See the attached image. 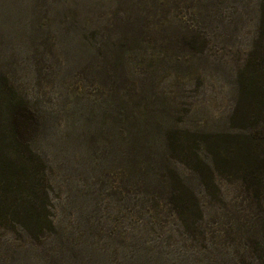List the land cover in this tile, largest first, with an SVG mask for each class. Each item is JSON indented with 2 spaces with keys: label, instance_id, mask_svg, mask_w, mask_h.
I'll use <instances>...</instances> for the list:
<instances>
[{
  "label": "rangeland",
  "instance_id": "rangeland-1",
  "mask_svg": "<svg viewBox=\"0 0 264 264\" xmlns=\"http://www.w3.org/2000/svg\"><path fill=\"white\" fill-rule=\"evenodd\" d=\"M261 4L0 0V79L39 115L57 227L0 230V264H264V178L230 164L237 143L264 157V115L249 118L238 90ZM177 186L181 214L167 204Z\"/></svg>",
  "mask_w": 264,
  "mask_h": 264
},
{
  "label": "trees",
  "instance_id": "trees-1",
  "mask_svg": "<svg viewBox=\"0 0 264 264\" xmlns=\"http://www.w3.org/2000/svg\"><path fill=\"white\" fill-rule=\"evenodd\" d=\"M239 95L244 96L249 103V118L259 119L264 115V0L261 4V17L258 32L253 41L252 48L248 52V57L242 69L238 73ZM242 98V99H243ZM36 119L31 122L32 119ZM39 115L24 97L18 93L14 86L0 79V230L20 229L28 235L37 238L38 235L47 238L49 232H55V216L52 214V202L50 200L49 186H52L50 179L47 182H40L38 169L46 168V161L36 153L34 140L30 127L38 124ZM261 144L237 143L233 146L230 164L237 168V172L242 173L243 180L261 181L264 178V157H261L259 147ZM249 147V148H248ZM257 151V152H256ZM222 150L216 151V157L223 155ZM145 173H140L141 181L139 185L143 187ZM154 189L161 188L158 183H150ZM123 193L130 194L128 186H123ZM152 188V187H151ZM174 187L173 192L169 188V193L174 198L168 201L171 210L182 213L189 210V203L183 199L181 192ZM178 195V196H177ZM184 195V194H183ZM107 204L110 197L107 198ZM128 201H130L128 199ZM138 199L133 203H137ZM194 203V200H192ZM146 200L139 198L138 206L143 207ZM159 207L158 201H153L152 205ZM191 203V207L197 205ZM108 208L114 209L112 204ZM117 211L120 210L116 209ZM177 213V214H178ZM184 220L185 218H180ZM186 219H188L186 217ZM79 229V225L75 226ZM81 227V226H80ZM80 230V234H83ZM137 243V241H134ZM139 242V241H138ZM76 247L80 249L79 257L88 254L87 241L84 237L76 240ZM86 247L84 251L83 248ZM139 257H145L146 253L139 251ZM94 257V254H90ZM99 258V257H98ZM92 259L88 264H98ZM83 263V262H82ZM84 264V263H83Z\"/></svg>",
  "mask_w": 264,
  "mask_h": 264
}]
</instances>
